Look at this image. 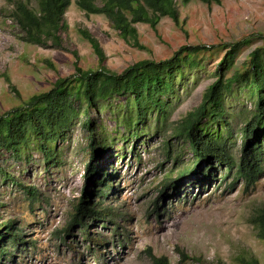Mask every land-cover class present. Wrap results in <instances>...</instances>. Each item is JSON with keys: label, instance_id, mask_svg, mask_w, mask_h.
<instances>
[{"label": "rangeland", "instance_id": "obj_1", "mask_svg": "<svg viewBox=\"0 0 264 264\" xmlns=\"http://www.w3.org/2000/svg\"><path fill=\"white\" fill-rule=\"evenodd\" d=\"M17 1L0 0L1 112L50 90L60 78L72 77L75 64L84 70L104 66L120 73L142 59L170 58L184 46L208 48L195 54L197 67L185 65L183 75H177L169 118L161 131H155L157 114L152 113L146 125H140V134L131 137L114 118L118 102H127L120 97L112 100V106L90 112L98 143L94 152L81 126L87 116L81 114L66 141L59 142L61 163L45 167L34 147L27 152L29 161L14 160L9 153L0 156L2 170L37 192L32 199L0 175V224L13 222L25 243L22 253L0 258V264H154L152 255L167 257L169 264H252L254 260L264 264V239L257 228L264 214V166L255 183L240 177L232 184L233 174L222 177L227 173L225 164L197 158L189 142L176 132L217 79L226 51L220 45L250 38L240 47L228 77L264 43V0H177L179 23L167 16L156 28L137 23V41L123 38L105 15L87 14L71 0L61 48L21 39L12 15ZM23 1L38 8L37 0ZM80 28L98 40L105 56L102 62ZM226 108L233 132L227 147L238 160L244 144L242 128L248 110L253 109L247 90L229 95ZM106 137L108 141L103 140ZM261 141L264 146V133ZM166 147L171 148V156ZM91 164L96 167L92 175ZM102 178L111 183L105 198L96 191ZM84 192L88 201L102 202L115 213L104 221L90 220L84 231L90 237L82 233L81 224L65 231Z\"/></svg>", "mask_w": 264, "mask_h": 264}, {"label": "trees", "instance_id": "obj_2", "mask_svg": "<svg viewBox=\"0 0 264 264\" xmlns=\"http://www.w3.org/2000/svg\"><path fill=\"white\" fill-rule=\"evenodd\" d=\"M37 1V9L31 8L23 0L15 3L12 15L21 30V39L41 46H48L50 42L51 46L61 48V31L68 28L65 13L71 0ZM190 1L182 0L183 3ZM76 3L87 14L105 15L123 38L135 41L138 38L137 23H147L156 28L161 18L166 16L179 23L177 0H101V3L97 0H76ZM79 31L91 43L102 62L105 56L98 40L87 29L80 28ZM249 40L243 38L233 44L220 45L226 51L216 70L217 79L204 91L201 104L190 111L176 128L177 136L189 142L197 158L215 159L221 165L225 164L227 173L222 177L225 179L228 174H233L232 184L240 177L245 178L247 183H255L264 166L261 141L264 133V43L248 54L242 68H235L231 76H226L236 66L240 47ZM207 48L205 45L184 46L170 58L159 61L142 59L120 73L104 66L97 70H84L75 64L76 73L72 77L58 79L50 90L32 95L23 105L0 111V156L9 153L14 160L26 158L29 161L27 152L34 147L40 152L45 167L61 163L63 150L59 142L66 141L81 114L87 116L81 126L88 133L94 152L98 143L90 112L110 107L112 100L120 97L126 98L127 102H118V112L114 118L129 130L131 137L140 134V125H146L152 113L157 114L155 131H161L169 118V98L175 90L177 75H183L185 65L190 69L197 67L199 62L195 60V54ZM6 80L10 82L8 76ZM243 89L247 90L253 109L248 110L246 115L242 128L244 144L236 160L227 147L233 132L227 120L226 98ZM222 123L225 124V132L221 130ZM103 140L109 139L106 137ZM166 152L171 156V148L166 147ZM175 159L178 160L179 155ZM88 170L92 175L96 167L91 164ZM0 175L3 181L12 180L22 187L32 199L37 197L34 188L23 186L6 170L0 168ZM169 179L170 175L166 176L165 180ZM97 183V193L105 198L111 186L109 178H102ZM114 216V211L102 205V202L88 201L84 192L65 231H69L73 224H81L84 233L90 220L104 221L105 217ZM257 228L259 237L264 239V214L259 218ZM84 235L90 237L88 232ZM10 242L12 246H9ZM22 246H25L22 234L13 222L0 224V258H12L16 252L22 253L25 250ZM151 257L154 264H169L165 256ZM252 264H258L257 260Z\"/></svg>", "mask_w": 264, "mask_h": 264}]
</instances>
